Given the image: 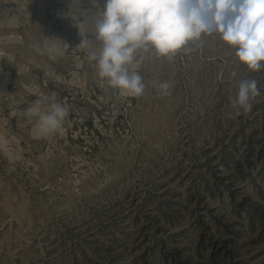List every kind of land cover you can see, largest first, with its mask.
I'll return each mask as SVG.
<instances>
[{
  "label": "rangeland",
  "instance_id": "374dc122",
  "mask_svg": "<svg viewBox=\"0 0 264 264\" xmlns=\"http://www.w3.org/2000/svg\"><path fill=\"white\" fill-rule=\"evenodd\" d=\"M72 3L0 0V264H264V68L204 35L139 52L145 90L122 96L88 59L105 0ZM244 79L260 95L236 115ZM41 97L69 106L45 138Z\"/></svg>",
  "mask_w": 264,
  "mask_h": 264
},
{
  "label": "clouds",
  "instance_id": "9594fccd",
  "mask_svg": "<svg viewBox=\"0 0 264 264\" xmlns=\"http://www.w3.org/2000/svg\"><path fill=\"white\" fill-rule=\"evenodd\" d=\"M91 17L99 46L88 59L95 62L98 77L122 96L139 97L145 90L142 76L129 67L139 52L152 51L157 57L188 53L192 49L187 45L204 35H218L249 70L264 68V0H105L103 10ZM36 51L55 60L61 50L45 39ZM171 87L160 83V94L168 95ZM259 95L256 80H241L230 105L240 115L251 111V101ZM26 112L34 120L36 137L45 138L62 129L69 106L41 97Z\"/></svg>",
  "mask_w": 264,
  "mask_h": 264
}]
</instances>
